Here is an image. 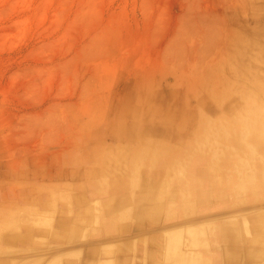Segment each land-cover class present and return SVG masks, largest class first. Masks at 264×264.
I'll use <instances>...</instances> for the list:
<instances>
[{"label":"rangeland","instance_id":"374dc122","mask_svg":"<svg viewBox=\"0 0 264 264\" xmlns=\"http://www.w3.org/2000/svg\"><path fill=\"white\" fill-rule=\"evenodd\" d=\"M190 140L209 211L264 193V0H0V180Z\"/></svg>","mask_w":264,"mask_h":264},{"label":"crops","instance_id":"0c3cea01","mask_svg":"<svg viewBox=\"0 0 264 264\" xmlns=\"http://www.w3.org/2000/svg\"><path fill=\"white\" fill-rule=\"evenodd\" d=\"M197 143L189 157L142 145L121 168L88 155L72 177L63 158L60 178L0 180V264H264V193L237 215L212 212L230 202L198 196Z\"/></svg>","mask_w":264,"mask_h":264},{"label":"bare ground","instance_id":"6f19581e","mask_svg":"<svg viewBox=\"0 0 264 264\" xmlns=\"http://www.w3.org/2000/svg\"><path fill=\"white\" fill-rule=\"evenodd\" d=\"M237 135H238V133H237ZM258 140L259 139H261V138H259V135H258V137L257 136H255ZM261 137V136H260ZM239 138H242V139H244L245 138V134H243V133H240L239 132ZM254 140H255V138H254ZM236 144V143H235ZM255 144H260V142H255ZM261 144H263V143H261ZM260 144V145H261ZM238 149H241V147L239 146V144H238V146H237V144L235 145V146H233V148H231V151H232V155H233V157L235 158V160L236 161H238V160H240V158L238 157H236V156H239V154H240V152H235L236 150H238ZM252 151L253 152H255V154L256 155H258L259 156V154H257V152H258V150H256V148L255 147H253L252 148ZM237 154V155H236ZM244 154V153H243ZM229 155V154H228ZM232 155H230L231 157H232ZM255 155V156H256ZM263 154H261L260 155V157H262V159L261 160H263L264 159V157L262 156ZM239 164H242V162L241 161H239ZM193 166H194V163H193ZM195 170V169H194ZM245 182H247V183H251L252 181L250 180V179H248V180H245ZM263 183H264V176H263ZM243 186V185H242ZM251 187H255V184L254 183H252L251 185H250ZM251 190V188H245V192L247 193L248 191H250ZM260 190L261 191H263V188L261 187L260 188ZM253 192V191H252ZM254 193V192H253ZM248 194H250V193H248ZM254 194H256V193H254ZM250 221V220H249ZM264 225V224H263ZM264 230V229H263ZM255 233V232H254ZM247 241H249V240H247Z\"/></svg>","mask_w":264,"mask_h":264}]
</instances>
